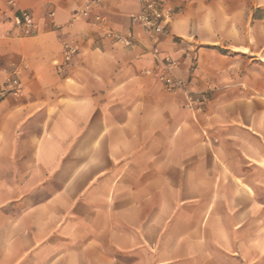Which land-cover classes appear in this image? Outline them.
Wrapping results in <instances>:
<instances>
[{"label":"crops","instance_id":"obj_1","mask_svg":"<svg viewBox=\"0 0 264 264\" xmlns=\"http://www.w3.org/2000/svg\"><path fill=\"white\" fill-rule=\"evenodd\" d=\"M90 1L0 0V264H264V0L173 1L177 90Z\"/></svg>","mask_w":264,"mask_h":264},{"label":"built area","instance_id":"obj_2","mask_svg":"<svg viewBox=\"0 0 264 264\" xmlns=\"http://www.w3.org/2000/svg\"><path fill=\"white\" fill-rule=\"evenodd\" d=\"M91 0L85 9L91 5ZM174 0H139L138 11L131 15L134 23L144 27L146 35L153 45V54L159 68L158 78L170 90L183 88L185 81L181 77H176L173 73L177 66V61L169 55H163L158 47V40L166 32V25L169 24L176 13L173 7ZM5 15V12H0V20ZM100 19V17H98ZM16 23L22 28L31 29L34 26L33 15L28 11H23L21 16H16ZM17 95L20 93V87L15 85L11 90ZM196 103L193 98H190V104Z\"/></svg>","mask_w":264,"mask_h":264},{"label":"rangeland","instance_id":"obj_3","mask_svg":"<svg viewBox=\"0 0 264 264\" xmlns=\"http://www.w3.org/2000/svg\"><path fill=\"white\" fill-rule=\"evenodd\" d=\"M262 200H264V197H262Z\"/></svg>","mask_w":264,"mask_h":264}]
</instances>
